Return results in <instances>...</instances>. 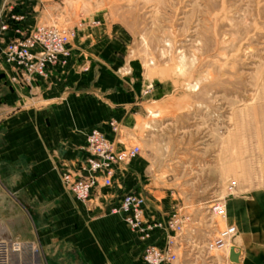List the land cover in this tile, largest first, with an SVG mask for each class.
Wrapping results in <instances>:
<instances>
[{
  "label": "rangeland",
  "instance_id": "rangeland-1",
  "mask_svg": "<svg viewBox=\"0 0 264 264\" xmlns=\"http://www.w3.org/2000/svg\"><path fill=\"white\" fill-rule=\"evenodd\" d=\"M47 2L56 4L27 27L72 31L75 50L72 64L48 89L87 95L89 112H123L107 119L118 122L117 134H106L119 150L140 147L122 167L119 183L143 196L145 218L184 207L203 246L228 225L240 232L242 218L262 228L264 0ZM67 80L70 91L63 86ZM231 181L237 182L234 195L226 192ZM219 196L226 197L228 221L210 215ZM25 216L30 239L38 219L32 212ZM37 247L44 264H84L65 247L51 246L49 254L47 246ZM208 256L201 261L225 264L224 251Z\"/></svg>",
  "mask_w": 264,
  "mask_h": 264
},
{
  "label": "crops",
  "instance_id": "crops-1",
  "mask_svg": "<svg viewBox=\"0 0 264 264\" xmlns=\"http://www.w3.org/2000/svg\"><path fill=\"white\" fill-rule=\"evenodd\" d=\"M55 4L47 0H0V26L13 10L25 16V26H32ZM0 36V239H19L34 247L42 244L47 246V250L43 247L46 254L51 246L65 247L78 254L84 264H145L142 254L146 244L120 215L110 212L123 195L130 193L129 185L119 183L122 167L116 172L113 189H97L90 204L79 202L60 183L61 172L78 169L85 158L82 146L86 134L95 127L110 132L109 118L123 112H89L92 105L87 95L65 96L66 92L61 94L58 88L48 89L57 85L60 72L72 64L74 48L68 64L52 67L48 78H37L30 84L12 82L14 70L4 61L1 49L15 34L9 30ZM85 83L78 82L77 86ZM72 85L70 80L63 84L66 91ZM54 101L60 103L52 104ZM26 212L38 219L31 224L30 239ZM12 213L18 215L8 218ZM262 215V228L244 218L240 232L237 228L240 240L233 244L240 251L239 264H264ZM35 228L44 234L38 231L37 235ZM158 239L154 236L153 242ZM173 264L205 263L183 251Z\"/></svg>",
  "mask_w": 264,
  "mask_h": 264
},
{
  "label": "built area",
  "instance_id": "built-area-1",
  "mask_svg": "<svg viewBox=\"0 0 264 264\" xmlns=\"http://www.w3.org/2000/svg\"><path fill=\"white\" fill-rule=\"evenodd\" d=\"M24 23L25 16L12 11L3 20L0 32L13 30L15 37L1 49V55L14 70L11 81L30 84L37 78H48L52 67L68 64L74 33L54 25L40 24L30 28ZM109 126L117 134L118 122L113 120ZM82 150L86 156L80 167L61 172V180L64 188L78 201L90 203L97 189L114 186L117 170L136 157L140 147L131 146L119 150L116 139L111 140L103 130L95 127L86 134ZM236 189L237 182L231 181L226 192L234 195ZM110 212L120 215L126 225L137 234L140 242L146 244L142 254L145 264H173L183 251L200 260L205 257L209 260L211 252L224 251L225 264H239L230 260L232 247L240 252L238 246L232 243L238 235L235 225L218 230L214 238L203 246L196 233L197 229L190 228L192 215L184 207L163 218L146 219L143 196L130 192L123 195L118 204L111 207ZM209 212L211 217L225 221L226 197L214 198L209 205ZM156 235L159 239L153 242ZM42 261L43 254L38 247L19 239H0V264H44Z\"/></svg>",
  "mask_w": 264,
  "mask_h": 264
},
{
  "label": "water",
  "instance_id": "water-1",
  "mask_svg": "<svg viewBox=\"0 0 264 264\" xmlns=\"http://www.w3.org/2000/svg\"><path fill=\"white\" fill-rule=\"evenodd\" d=\"M240 252H236V248L232 247L230 249V260L234 263H239Z\"/></svg>",
  "mask_w": 264,
  "mask_h": 264
},
{
  "label": "bare ground",
  "instance_id": "bare-ground-1",
  "mask_svg": "<svg viewBox=\"0 0 264 264\" xmlns=\"http://www.w3.org/2000/svg\"><path fill=\"white\" fill-rule=\"evenodd\" d=\"M227 217H228V215H227ZM227 220V219H226ZM228 221V220H227Z\"/></svg>",
  "mask_w": 264,
  "mask_h": 264
}]
</instances>
